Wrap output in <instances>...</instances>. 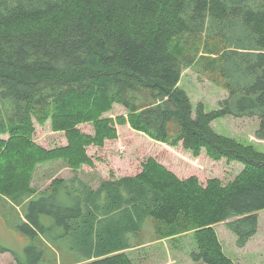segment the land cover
<instances>
[{"label":"trees","instance_id":"trees-1","mask_svg":"<svg viewBox=\"0 0 264 264\" xmlns=\"http://www.w3.org/2000/svg\"><path fill=\"white\" fill-rule=\"evenodd\" d=\"M185 69L226 93L216 109L192 106L179 85ZM112 104L133 130L240 163L241 173L201 183L148 158L95 189L76 175L42 190L20 184L37 162L61 159L76 171L87 146L114 139L97 111ZM225 117L255 118L264 140V0H0V134L9 136L0 154L17 170L0 164V217L27 241L20 256L1 244L0 253L15 256L9 264H134L126 251L149 220L159 238L193 232V264H241L213 226L225 223L239 248L256 234L264 152L217 133L212 122ZM47 118L67 144H30L33 121ZM86 121L92 134L77 127Z\"/></svg>","mask_w":264,"mask_h":264},{"label":"rangeland","instance_id":"rangeland-1","mask_svg":"<svg viewBox=\"0 0 264 264\" xmlns=\"http://www.w3.org/2000/svg\"><path fill=\"white\" fill-rule=\"evenodd\" d=\"M171 48L177 52L184 50L177 41L171 44ZM179 85L187 93L193 107L201 103L206 111L216 109L218 103L226 97L221 88L192 69L182 72ZM97 111L99 116L105 117L114 126V139H105L101 146H87L86 159L82 166L76 167V171L72 169L71 164L61 159L37 162L29 170L20 171V184L41 189L55 175L63 178L76 175L95 189L103 180L136 174L140 164L148 158L155 159L180 179L196 176L201 183L218 179L225 184L241 173L243 166L240 163L225 159L214 160L204 149L194 153L183 149L181 145L169 147L133 130L128 123L126 112L117 104H112L107 110L98 108ZM257 125L255 118L225 117L212 122V128L217 133L230 137L245 147L264 152V140H258L254 136ZM77 127L83 134L93 133L89 121L80 123ZM29 135L30 144L39 149L49 150L67 144L64 134L53 131L49 118L43 122L33 121ZM8 139L7 134H0V142H7ZM3 146L4 143H0V149ZM4 155L2 151V167L7 166L8 170L17 172L9 161L1 163ZM33 155H37V152ZM43 219L52 222L49 217L43 216ZM145 223L146 227H142L132 238L131 244L135 248L126 251L134 264H193L190 257L196 250L193 232L172 233L159 238L155 236L152 222L147 220ZM213 229L226 256L241 264H264V210L258 212L256 234L243 248L236 246L235 237L225 223L216 224ZM26 243V239L8 228L0 217V244L20 256ZM67 252L66 249L60 252L62 259ZM14 258L10 252L0 253V264L12 263Z\"/></svg>","mask_w":264,"mask_h":264},{"label":"crops","instance_id":"crops-1","mask_svg":"<svg viewBox=\"0 0 264 264\" xmlns=\"http://www.w3.org/2000/svg\"><path fill=\"white\" fill-rule=\"evenodd\" d=\"M74 175H72V176H70V177H67V178H64V179H68V178H71V177H73ZM122 177V176H121ZM54 178H63L62 176H53L50 180H49V183L45 186V187H47L49 184H50V182L52 181V179H54ZM120 178V177H119ZM44 187V188H45ZM33 188V187H32ZM44 188H41V189H36V188H34V189H36V190H42V189H44Z\"/></svg>","mask_w":264,"mask_h":264}]
</instances>
